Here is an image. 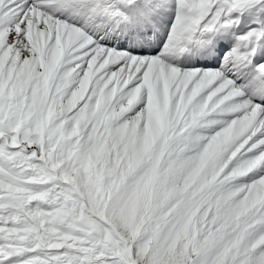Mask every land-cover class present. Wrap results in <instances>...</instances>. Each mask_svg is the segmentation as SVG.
<instances>
[{"label": "snow or ice", "instance_id": "snow-or-ice-1", "mask_svg": "<svg viewBox=\"0 0 264 264\" xmlns=\"http://www.w3.org/2000/svg\"><path fill=\"white\" fill-rule=\"evenodd\" d=\"M0 264H264V0H0Z\"/></svg>", "mask_w": 264, "mask_h": 264}]
</instances>
